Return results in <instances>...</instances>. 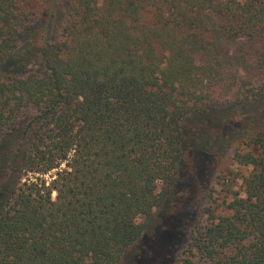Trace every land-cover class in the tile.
Here are the masks:
<instances>
[{"label":"trees","instance_id":"trees-1","mask_svg":"<svg viewBox=\"0 0 264 264\" xmlns=\"http://www.w3.org/2000/svg\"><path fill=\"white\" fill-rule=\"evenodd\" d=\"M233 109L237 171L151 264H264V0H0V264H129Z\"/></svg>","mask_w":264,"mask_h":264},{"label":"rangeland","instance_id":"rangeland-1","mask_svg":"<svg viewBox=\"0 0 264 264\" xmlns=\"http://www.w3.org/2000/svg\"><path fill=\"white\" fill-rule=\"evenodd\" d=\"M32 46H25V52L28 53ZM219 50L218 53L227 61L237 54L235 48L230 46H223ZM239 112L233 109L221 116L222 118L213 117L202 132H197L194 119L187 122L193 136L197 133V142L188 148L189 152L183 162L178 181L164 204L155 210L153 221L133 247V257L129 264H148L183 242L195 208L206 194L210 181L215 180L222 167L237 171V165L231 156H222L224 142L238 132L235 122L232 124L228 119L233 117L237 121ZM242 169L246 173V169ZM236 189H242L240 180ZM54 195L53 193V197ZM213 196L215 197L216 193Z\"/></svg>","mask_w":264,"mask_h":264}]
</instances>
